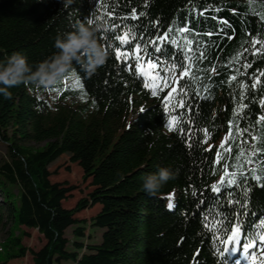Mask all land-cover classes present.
I'll list each match as a JSON object with an SVG mask.
<instances>
[{
  "label": "trees",
  "instance_id": "trees-1",
  "mask_svg": "<svg viewBox=\"0 0 264 264\" xmlns=\"http://www.w3.org/2000/svg\"><path fill=\"white\" fill-rule=\"evenodd\" d=\"M133 9L143 15L121 19ZM107 13L112 18L102 19ZM113 19L136 35L121 51L131 52L135 44L152 51L149 41L173 29L170 39L183 44L187 36L196 54H205L194 65L200 79L193 86L199 95L192 90L188 94L192 111L178 110L184 113L181 127L193 133L191 139L168 130L165 99L170 88L152 95L143 80L116 59L119 43L114 36L122 29L109 30ZM86 20L99 26L97 38L108 53L95 74L88 75L73 62L52 87L22 83L9 89L11 98L0 93V144L7 149L0 156V224L8 226L0 264L27 255L22 236L15 235L23 226L37 229L46 240L31 251L34 264H250L240 251L221 254L226 245L216 235L223 233L209 231L204 217L219 211L226 229L228 221L244 213L239 219L249 236L264 219V178L257 181L252 173L247 179L238 177V186L223 190L231 192L230 197L217 199L211 191L222 177L224 161L217 160L230 121L248 129L250 135L243 139L262 149L255 159L264 161V123H258L264 116V53L253 55L249 44L254 37L264 38V20L253 14L248 0H0V63L20 52L35 67L58 52V34ZM184 26L188 32L183 35L175 31ZM164 47L165 57L183 58L176 45ZM239 53L244 54L237 61ZM128 63L135 65L133 60ZM233 75L237 79L230 82ZM256 77L260 83L253 88ZM241 83L247 85L243 100ZM240 104L247 107L237 118ZM229 142L231 165L240 141ZM64 154L78 163L83 180L93 187L71 208L64 201L76 186L52 181L49 169ZM161 167L171 168L176 179L146 195L144 177ZM256 174L264 177L261 163ZM170 199L172 209L167 207ZM96 205L101 208L90 221L103 229L102 239L84 242L87 220L76 215ZM73 226L75 239L70 241L66 233Z\"/></svg>",
  "mask_w": 264,
  "mask_h": 264
},
{
  "label": "snow or ice",
  "instance_id": "snow-or-ice-1",
  "mask_svg": "<svg viewBox=\"0 0 264 264\" xmlns=\"http://www.w3.org/2000/svg\"><path fill=\"white\" fill-rule=\"evenodd\" d=\"M250 10L253 14L259 15L262 20H264V4H260L259 0H248ZM203 15V13H201ZM139 15L133 9L130 16L122 17L121 19H139ZM112 13H107L102 19L112 18ZM89 23H93L92 20H89ZM222 23H227L226 21ZM122 29L120 34L114 36L115 41H118L119 46L115 49V57L117 60H122L125 63V66L129 71H132L134 75L141 78L144 82V86L148 88L152 95H157L165 89L170 88V92L165 99V108L169 112L168 119V130L169 131H179L181 134L186 135L191 139L192 131L189 128L187 132L181 127V123L184 120V113H178L179 109H185L186 112L192 111V106L188 103L187 98L189 91H195L196 95H199V91L194 89V84L200 79L197 73L200 71L199 68L194 70V65L204 59V53L196 54V51L192 48V41L188 39L187 36H183L184 43L181 44L180 41L176 39H170V36L173 32V29H169L167 34L157 36L156 38L149 41L153 46L152 51H149L147 45L142 46L141 44H135L131 52L124 50L121 51L120 46H127L132 44L136 40V35L131 28L128 26H121L115 24L113 19V26L111 30ZM175 31L181 35L188 32L187 26L182 28L175 29ZM207 35H211L210 33ZM231 38V37H229ZM176 45L178 50L183 53V58L180 56H173L168 54L165 57V47L167 44ZM250 47L252 49L253 55H258L264 53V38L254 37L249 41ZM259 45V47H256ZM249 49H245L247 52ZM156 53L157 55H153ZM244 53H239L234 59L239 60ZM135 61L133 67L132 64H129L128 61ZM251 65H244V67H250ZM215 71V68L212 69ZM264 76V72L260 73ZM237 77L235 75L230 77L231 81H236ZM78 83V78H77ZM260 83L259 77L255 78V82L252 84V87H256ZM82 87V86H81ZM240 88L242 89L240 99L243 100V90L247 88V85L241 83ZM206 90V88H205ZM261 104L264 105V100L261 101ZM246 105L240 104L237 106L235 111V116L240 117ZM173 113H178L173 115ZM258 123H264V116L259 118ZM234 128V131H233ZM205 134V143H207L208 132L204 130ZM245 134L248 133V129H241L238 122L230 121L229 122V133L228 138L222 142L221 155L217 160V163L220 160H223L222 167V177L221 180L216 184L212 185L211 191L216 194V198H221L222 195L230 197L231 192L226 194L223 193L224 189H231L235 186H238L242 181H238V177L247 179V173H252V178L259 181L262 176L256 174V165L261 163L262 170H264V161H258L255 157L259 156L262 149H258L255 144H250L248 140L243 139ZM240 143L237 145L238 153L234 157L236 163L229 164L228 157L232 152V143L229 141L238 140ZM253 141H256L258 137L251 136ZM227 145V147H225ZM226 154V155H225ZM245 165H248V168L245 169ZM234 169V170H231ZM231 204H240L241 208H246L247 205L241 203L239 200L229 199L228 201ZM169 209L175 207L172 200H169L167 205ZM244 213H239L237 216H234L232 220L227 222V228L225 229L224 218L219 211H215V215L209 216L205 215L204 221L205 226L208 227L209 231H212L214 234L217 232H222L223 236L216 235V240L221 244L226 245L221 249V254H226L228 252H237L240 251L244 254V259L248 260L250 264H264V219L259 220L257 225V230L254 235L249 236L247 229L244 227L243 222L239 219V215ZM239 264V262H237Z\"/></svg>",
  "mask_w": 264,
  "mask_h": 264
},
{
  "label": "clouds",
  "instance_id": "clouds-1",
  "mask_svg": "<svg viewBox=\"0 0 264 264\" xmlns=\"http://www.w3.org/2000/svg\"><path fill=\"white\" fill-rule=\"evenodd\" d=\"M73 31L58 34L55 38V48L58 52L35 67L28 62L26 55L14 52L5 63H0V93L11 98L9 89L22 83H32L36 86L49 88L61 81L72 67L78 63L88 75L95 74L107 59L108 53L98 41L99 26L93 27L89 21L78 22ZM177 173L169 167H161L155 173L144 177L142 190L146 195H154Z\"/></svg>",
  "mask_w": 264,
  "mask_h": 264
},
{
  "label": "rangeland",
  "instance_id": "rangeland-1",
  "mask_svg": "<svg viewBox=\"0 0 264 264\" xmlns=\"http://www.w3.org/2000/svg\"><path fill=\"white\" fill-rule=\"evenodd\" d=\"M31 144L42 147L44 142L38 144L32 142ZM6 150V145L3 143L0 144V156H5ZM49 169L52 172V181L66 182L68 185L76 186V189L73 190L71 197L64 201V206L67 208L74 207L82 197H86L88 192L93 189V187L89 184V181L83 180L82 168L78 165V163L71 162L69 154H64L55 160L49 166ZM100 208V205H96L94 207L87 208L76 215L80 219L87 220L86 237L83 239L84 242L94 243L99 242L102 239L103 229L93 227L90 221L92 216H94ZM73 230L74 226L70 227L66 233L70 241L75 239ZM7 231L8 226L0 224V247L3 241L8 237ZM24 232L26 234H23ZM15 233L16 236H22V243L29 248V250L24 258L12 259L9 264H34L31 251L40 249L46 242L45 238L38 232L37 229L27 228L24 226L18 229ZM71 248L72 245L69 244V249Z\"/></svg>",
  "mask_w": 264,
  "mask_h": 264
}]
</instances>
